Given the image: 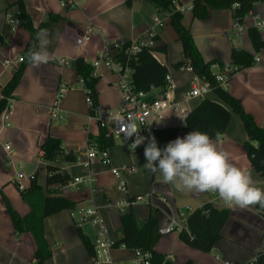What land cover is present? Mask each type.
<instances>
[{
	"label": "crops",
	"instance_id": "0c3cea01",
	"mask_svg": "<svg viewBox=\"0 0 264 264\" xmlns=\"http://www.w3.org/2000/svg\"><path fill=\"white\" fill-rule=\"evenodd\" d=\"M19 1L24 3L36 27L48 21L50 15H59L61 20L46 28L50 41L48 51L58 59H52L38 69L30 64L24 66L22 78L12 93L14 106L11 127L0 131V264H27L34 261L36 241L29 232H16L4 198L21 216L30 213L31 208L22 197L18 184L23 183L29 187L33 181L31 176L35 175V181L46 187L48 172L41 149L42 143L50 136L60 138L65 149L75 151L77 159L84 161L86 157L83 150L91 143L89 136L96 138L100 134L101 129L88 121L90 108L86 102V90L73 68L76 59L83 58L85 62L93 65L108 48L111 55H117L118 48L122 45L143 38L151 29L154 17L158 13H164V18L161 19H164L165 26L157 29L156 38V51L160 63L168 68V72L180 84L176 98L184 107L192 111L202 100L185 97V91L193 84L194 73L177 67V63L184 59L182 43L178 40V33H175L172 26L166 24V20L170 18L169 11L159 9L152 0H132L131 5L128 4V0H78L79 6L74 9L63 8L54 0H0L3 54L5 57L15 59L23 55L30 39L29 32L21 24L12 31L5 21L6 11L16 10ZM251 12L264 16V0L255 3ZM189 14L188 18L184 16V25L190 28L204 60L216 62L212 66L214 72L218 63L231 62L235 48L243 49L259 58L253 66L237 71L227 89L242 101L244 109L253 115L256 123L264 126V48L256 50L253 44L249 33L250 29H253L250 15L244 20L249 28L242 37H237L232 30L235 14L233 6L209 8L206 18L194 16L193 11ZM90 26L99 31L84 42L83 35ZM260 33L264 39V31ZM61 59H65L66 63ZM22 64L18 67H5L0 61V100L4 87ZM101 67L107 68L103 63L95 71V75L99 76L101 81L97 86L98 92L100 96L104 92L115 94L117 101L102 99L98 107L117 110L121 103V94L117 86L118 75L107 68L110 73L105 69L107 74L103 76L97 72ZM62 89L68 90L59 99ZM159 91L156 88L154 94ZM207 98L229 108L214 92ZM54 106L57 108L52 111ZM161 124L162 128L176 125V115L172 112L167 113ZM247 139L248 135L241 117L232 113L225 133L213 142L230 154L233 164L251 173L256 187L264 189V176L251 166L245 148ZM117 140L119 137L115 138V144L107 150L112 167L134 168L132 171H123L118 178L119 181L124 179L128 185L129 181L144 177L149 169L144 167L147 161L140 146L133 151L130 148L132 143L128 139L125 138L127 141L121 143ZM5 142H10L13 147L10 159L3 149ZM11 159L13 165L10 164ZM57 164L71 178L86 176L91 170L96 174L95 186L99 192L92 196L87 187H81L79 190L63 194L74 201L76 207L62 210L44 220L45 236L53 251L52 258L45 264H93L92 256L88 254L79 230L95 243V228L90 224L84 225L81 229L77 227L72 215L74 210L79 207H97L112 237L117 239L121 234L122 215L115 205L116 201L147 193H152L151 200L134 204L133 211L141 221H145L151 209L158 210L160 228L172 220L179 222L182 213L186 212L185 215L188 216L191 211L208 202L231 211L222 231V239L210 252L191 247L180 238L179 233L162 235L156 245V251L174 263L181 264L192 260L195 264H224L216 259L217 254L233 264H246L256 259V250L264 232V215L258 211L256 205L245 209L227 206L216 193L181 190L165 182L150 185L144 193L138 194L136 190L133 192L128 190L129 195H126L119 191V182L117 184L114 180L109 184L105 183L103 177L105 167L109 169L110 166L94 164L87 169L82 163L61 160ZM25 166L30 169L28 174L23 170ZM19 171H23L25 175L21 180L17 177ZM153 179L154 177L152 181ZM53 189L56 190L58 187L54 186ZM113 257L115 264L139 262L133 252L124 247H118L113 252Z\"/></svg>",
	"mask_w": 264,
	"mask_h": 264
},
{
	"label": "trees",
	"instance_id": "16d2710c",
	"mask_svg": "<svg viewBox=\"0 0 264 264\" xmlns=\"http://www.w3.org/2000/svg\"><path fill=\"white\" fill-rule=\"evenodd\" d=\"M261 1L263 0H193V13L196 17L206 18L209 8H232L234 4L238 3L239 7L235 12L243 19L252 11L254 4ZM152 2L158 8L166 9L171 14V22L179 35L178 40L181 41L183 47L184 59L177 63V67L181 68L189 64L198 76L205 78L211 83L216 96L230 108L207 97L203 98L200 104L190 112L184 126L176 124L158 130L157 136L159 140L168 144L177 137L183 138L191 131L207 133L212 140L219 139L227 129L232 119V113H235L241 117L248 135L245 148L251 166L261 176H264V126H259L253 115L246 112L239 98L215 82V72L212 66L216 62H206L204 60L195 44L190 28L183 24V13L176 9L179 0H152ZM131 3L132 0H128V4L131 5ZM16 5L17 10L21 12L20 24L29 32L30 39L23 52L24 62L22 66L3 89L4 97L12 96L13 91L18 86L23 75V68L29 64L27 54L37 44L36 34L50 27L52 23L61 20L59 15H50L48 21L42 22L36 27L32 22L31 16L27 13L24 3L19 1ZM249 33L256 50L264 48V39L260 31L253 28L250 29ZM0 42H3L1 35ZM130 43L122 45L116 55L117 58H124V51L130 46ZM137 59L133 75V81L137 89L146 92H149L151 87L159 89L160 92L165 90L167 87L166 75L168 74V68L157 61L151 55L149 49H144L139 53ZM230 64L234 67L230 78L232 79L240 69L253 66L255 64V56L243 49L235 48L232 52ZM218 65L221 66L223 63H218ZM73 68L79 79L83 80L86 94L93 100L94 108L98 107L99 92L97 86L100 77L94 74V66L85 62L83 58H78L73 62ZM154 97L155 95L151 94L150 99ZM6 104V99L1 98L0 116ZM89 138L91 144L99 150H106L115 144V137L108 135L103 129H101L98 137L93 138L90 135ZM41 149L48 172L46 187L39 185L33 180L29 187H26L23 191L20 190L22 197L31 208L30 213L21 216L11 206L9 201L4 198L16 232H29L36 241L34 261L27 264H45L53 256L52 248L45 236L44 220L62 210L76 207L74 201L60 194L58 189H53L54 186H64L71 180V176L57 164L58 161L77 162L76 154H65L61 139L53 136L48 137L42 143ZM256 208L264 215V208L259 205H256ZM230 212V209L216 207L210 202L194 209L186 217L185 229L179 233L180 238L197 250L203 252L212 251L215 244L223 237L222 231L230 216ZM159 230L158 210L151 209L145 221H141L135 212L131 210L121 216V234L116 239V246L124 245L131 251L141 249L144 252H149L152 264H176L164 254L156 251V245L162 237ZM79 231L88 254L93 256L95 254L94 243L81 230ZM256 254L254 264H264V232ZM181 264L195 263L192 260H187Z\"/></svg>",
	"mask_w": 264,
	"mask_h": 264
},
{
	"label": "built area",
	"instance_id": "2783aa9c",
	"mask_svg": "<svg viewBox=\"0 0 264 264\" xmlns=\"http://www.w3.org/2000/svg\"><path fill=\"white\" fill-rule=\"evenodd\" d=\"M61 7L66 9H74L79 6L78 0H54ZM239 7L236 3L233 5L234 11ZM161 9V8H159ZM176 9L181 13L187 11H193V2L187 5H181L180 1L176 5ZM21 12L19 10L11 11L8 9L5 13L6 24L15 31L18 25L21 23L20 20ZM169 15L171 16L170 12ZM251 17L252 24L251 27L257 29L260 32L264 31V16L261 14H253L251 11L247 16ZM246 16V17H247ZM245 18H240L236 12L232 21V30L237 37H242L247 31L249 26L244 22ZM165 26V21L161 20L158 16L153 19V25L151 29L146 33L143 38L134 40L130 43V46L124 51V58H117L116 55H111L109 53V48L106 52L102 54L99 60H97L93 66L94 70L101 64L105 66L114 74L118 75V89L121 94V103L117 110L107 111L99 107L94 108L93 100L87 96L86 102L90 108V113L88 115V121L90 124H95L99 129H103L108 135H112L115 138L123 137L128 139L131 143L135 140V135L128 138L123 133L122 125L131 121L137 126L139 134L145 137V141L140 147L144 150L151 137H155L158 147L163 149L167 144L159 140L157 136L158 130L162 129V121L167 113H174L176 115L177 125L184 126L186 120L190 115V109L184 107L180 101L176 98V91L180 88V84L174 79V77L168 72L166 75L167 87L162 92H157L154 94L156 88L151 87L149 92L138 90L133 81V75L135 72V63L137 62V55L141 53L144 49H149L151 55L157 60L161 61L156 48V38L158 35V30ZM98 29L90 26L86 29L82 40L84 42L90 40V36L96 32ZM3 43L0 42V61H2L5 67H18L19 64L24 62L23 55L19 58H9L5 57L3 54ZM122 47V46H121ZM118 48V53L120 48ZM117 53V54H118ZM63 63H66L65 59H61ZM255 61H259V58H255ZM182 70L192 71L194 73L193 84L189 89L185 91V97L188 99L206 98L210 93L213 92L212 85L205 78L198 76L192 67L187 64L181 67ZM234 67L230 63H223V65H217V70L214 73L215 82L223 87L228 88V84L231 81V73ZM94 71V74H95ZM81 84L84 86L83 80H80ZM71 89V88H70ZM68 89H62L59 95V99L64 96ZM151 94L155 97L150 99ZM6 99L7 104L0 116V126L1 130H6L11 127V115L13 111L14 98L2 97ZM58 99V102H59ZM58 103L55 105L57 106ZM52 108V111L57 107ZM4 151L7 153V157L11 158L13 153V147L10 142H5L3 145ZM75 153L71 149H65V154ZM79 154V153H77ZM83 155L86 157L84 161L77 159V162L82 163L87 169H90L94 164H102L111 167L110 156L108 150H99L93 144H89L84 150ZM10 164L13 165L12 159ZM132 171L134 168L123 167L110 169L111 173L117 177H120L123 171ZM18 179H23L25 177L23 171L17 173ZM31 180H35V175L31 176ZM97 179L94 172H90L86 176H76L71 178V180L64 186L58 187L60 194H64L68 191L79 190L81 187H87L91 195L98 194V188L95 186ZM19 190L23 191L26 186L23 183L18 184ZM118 189L123 194L129 195L128 185L124 179H121L118 184ZM152 193H147L143 195H136L133 198L124 197L121 200L116 201L115 205L118 208L121 215L129 213L133 210L134 204L139 202H149L152 197ZM182 213L181 220H172L165 226L160 228L161 235H167L170 233H181L185 229V220L187 215ZM73 219L77 227L82 228L84 225L90 224L95 228V254L91 257L93 264H115L113 252L118 248L116 246V239L112 237L110 230L101 215L99 209L95 206L89 207H79L77 210L73 211ZM126 248L124 245L120 246ZM136 260L139 261L138 264H152L151 254L149 252H144L141 249L132 251ZM216 259L221 260L224 264H233L230 261H226L222 258L220 254L216 255ZM251 261L246 264H254Z\"/></svg>",
	"mask_w": 264,
	"mask_h": 264
},
{
	"label": "clouds",
	"instance_id": "9594fccd",
	"mask_svg": "<svg viewBox=\"0 0 264 264\" xmlns=\"http://www.w3.org/2000/svg\"><path fill=\"white\" fill-rule=\"evenodd\" d=\"M37 44L27 54L33 68L47 65L58 59L48 51L50 43L46 29L35 37ZM123 133L134 142L135 150L144 143L134 122L122 125ZM147 163L144 167L159 173L162 180L177 189L197 193H216L227 206L241 209L259 205L264 208V189L255 186L251 173L231 162L230 154L220 148L207 133L191 131L183 138L177 137L163 149L158 147L155 137L148 140L144 148Z\"/></svg>",
	"mask_w": 264,
	"mask_h": 264
},
{
	"label": "rangeland",
	"instance_id": "374dc122",
	"mask_svg": "<svg viewBox=\"0 0 264 264\" xmlns=\"http://www.w3.org/2000/svg\"><path fill=\"white\" fill-rule=\"evenodd\" d=\"M179 1H180L181 5H187L190 2H192V0H179ZM189 13H191V11H187V12L183 13V15L186 16L185 18L189 17V15H190ZM164 15H165L164 13H158L157 16L160 17V19H161V18H164ZM161 20H164V19H161ZM185 22H186V20H185ZM166 24H168L169 26H172V28L174 29L175 33L177 32L175 27L173 26V24L171 22V18L168 17V19L166 20ZM183 24H185L184 23V19H183ZM99 66H101V65H99ZM105 69H107V68L101 67L100 70H97V72L101 73L103 76H105L107 74L105 72L106 71ZM107 71H108V73H110V71L108 69H107ZM100 83H101V81L99 82V84ZM103 86H104V84H103ZM100 97H101V99H100ZM102 99H104L106 101L116 102L117 101V95H115V94L112 95L111 93H105L104 92L101 96L99 94V101H101ZM105 108H106L107 111H115V109H116V108L110 109V108H107V107H105ZM102 109H104V108H102ZM125 141H127V140H125V138H121V137H119V140H117L118 143L125 142ZM105 168H106V171H105V174L103 175V177L105 179V183L109 184L110 182H113L115 180L117 182V184H118V182H119L118 178H120V177L114 176L111 173L110 169L112 168V166L108 167L109 169H107V167H105ZM115 168H118V167H115ZM23 170H24V172L26 174H28L30 169L25 166V167H23ZM152 177H154L153 181H152ZM40 180H42V179L40 178ZM160 182H164L162 180L161 175L158 172L154 173V175H153V172H151L149 170V171H146V175L144 177H137L132 182L129 181L128 190H131L132 192L134 190H136L138 194H139V192L140 193H144L145 191L148 190L150 185H153L155 183H160ZM135 210H136V208H135Z\"/></svg>",
	"mask_w": 264,
	"mask_h": 264
}]
</instances>
